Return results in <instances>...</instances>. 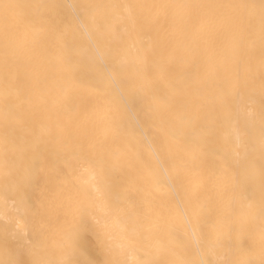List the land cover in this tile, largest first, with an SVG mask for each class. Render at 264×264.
<instances>
[{"label": "bare ground", "instance_id": "6f19581e", "mask_svg": "<svg viewBox=\"0 0 264 264\" xmlns=\"http://www.w3.org/2000/svg\"><path fill=\"white\" fill-rule=\"evenodd\" d=\"M5 2L56 7L46 12L44 38L19 26L18 54L32 70L23 94L17 95L0 56V227L9 218L31 221L33 215H47L54 194L92 198L110 183L114 207L124 209L128 217L127 232L116 211L107 226L109 259L116 264L131 262L133 256L155 264L238 258L209 246L197 251L195 240L198 224L215 219L230 203L250 210L259 225L264 164L259 18L250 32L246 25L237 26L213 42H201L197 70L192 56L185 54L193 46L191 36L156 26L141 31L123 9L111 6L259 0ZM143 11L148 15L152 10ZM232 33L236 41L243 37L247 46L235 43ZM148 44L145 63L143 49ZM133 68L144 73L143 78L132 75ZM169 123L184 133L173 143L171 156L162 155L158 139ZM117 124L123 125L120 134ZM129 126L138 134L122 140ZM85 134L95 145L87 158L75 154ZM26 143L37 145V163L51 173L46 203L41 200L43 180L40 188L29 189L31 199L25 201L9 176L14 166L26 161L18 155L13 165L6 150H19ZM247 161L252 166L245 168ZM61 169L64 173L57 176ZM194 205L201 209L199 217L193 216ZM173 227L187 229V251L170 234ZM129 236L137 240L135 253L121 247ZM89 250L95 252L94 242Z\"/></svg>", "mask_w": 264, "mask_h": 264}, {"label": "snow or ice", "instance_id": "6c2138e0", "mask_svg": "<svg viewBox=\"0 0 264 264\" xmlns=\"http://www.w3.org/2000/svg\"><path fill=\"white\" fill-rule=\"evenodd\" d=\"M55 5H26L0 0V56L3 58L5 69L11 77L17 95L23 94L32 70L26 62L21 60L19 49V26L22 24L30 30L33 37L44 38L48 32L49 16L47 10ZM85 8L100 7L86 5ZM107 7V6H105ZM111 7L123 9L134 26L141 31L156 26L168 28L181 36L193 38V46L185 50L186 55L192 56L193 66L199 70L197 54L201 42L208 44L215 38L231 33L237 26H247L250 32L259 18L261 25V56L264 63V0L259 3H165L152 5H137L125 3ZM39 11L33 12L32 9ZM144 9L152 10L145 15ZM241 46L248 42L241 37L235 40ZM151 44L143 49V59L147 62ZM132 75H140L135 68ZM264 105V97L261 98ZM246 127V126H245ZM118 134L122 124L114 126ZM143 130H141V133ZM135 128L128 127L121 135L122 140L135 136ZM181 129L171 123L161 128L158 137L162 148V155L171 156L172 145L183 137ZM261 146L264 150V112H262ZM36 144L26 143L17 150H6L8 160L15 162L17 156L26 161L23 166H14L10 172L14 184L24 193L25 201L31 199L29 189L40 188L42 203L48 201V178L51 173L37 163L35 154ZM95 145L85 134L80 143V151L75 153L87 158L90 149ZM245 168L252 166L251 161L245 162ZM64 173L61 169L56 172L59 176ZM95 174L93 173V179ZM99 191V190H98ZM112 185L106 184L105 191L99 196L81 199L72 195L54 194L47 215H40L39 219L33 215L30 221L27 217L9 218L8 223L0 227V264H116L109 259L111 251V237L107 233V226L114 211L118 212L122 221V231L127 232V213L124 209H116L111 199ZM251 203L249 209H251ZM194 217H199L201 209L193 206ZM190 221H186L189 223ZM199 237L195 240L197 251L199 246H209L223 249L227 254H234L238 258L223 261L197 259H183L176 264H264V164H262V193L260 204L259 225L255 224L252 212L238 209L229 204L225 209L217 212L216 218L198 224ZM170 234L180 242L184 250L189 249L187 229L173 227ZM95 244V252L89 250V244ZM130 253H135L137 240L134 236L127 237V242L121 245ZM257 249L259 258L257 259ZM80 256L85 258L81 259ZM120 264H155L147 260H138L133 256L132 261L125 260Z\"/></svg>", "mask_w": 264, "mask_h": 264}]
</instances>
